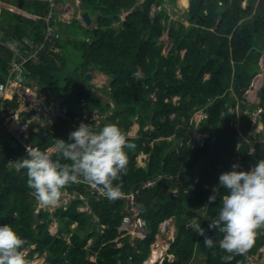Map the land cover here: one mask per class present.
I'll list each match as a JSON object with an SVG mask.
<instances>
[{"label":"trees","instance_id":"obj_1","mask_svg":"<svg viewBox=\"0 0 264 264\" xmlns=\"http://www.w3.org/2000/svg\"><path fill=\"white\" fill-rule=\"evenodd\" d=\"M85 1L99 13V26L89 30L77 21L65 24L66 41L45 39L47 1L16 0L32 15L41 16L38 20L3 11L0 80H7L11 64L19 59L5 45L7 39L22 42L25 57L38 50V59L25 64V77L46 91L50 103L67 111L66 118L57 120L52 131L44 133L40 123L31 131L34 147L41 150L53 146L56 139L72 142V122L84 101L90 111L99 110L103 115L111 111L93 128L95 131L117 124L128 133L137 119L140 135L129 138L136 148L127 150L128 171L122 177V192L139 191L135 205L149 231L144 240L126 237L118 246L115 239L127 213L125 201L98 198L85 185L72 184L67 188L87 197L92 213L79 212L83 201H73L68 209L56 211L59 230L57 235L51 234L52 215L43 211L35 214L36 200L26 186V170L17 173L9 166L13 157L25 158L27 152L2 128L1 114L0 225L17 229L26 240L25 249L36 245L29 258L47 253L44 264H144L160 225L175 217L176 235L169 250L174 259L167 258L162 264H250L249 258L264 246L259 238L262 233L246 256L234 255L230 262L224 261L221 257L229 254L219 247L222 234L209 228L208 218L218 215L226 194V189L219 187V176L233 170V164L240 165L238 171H248L264 159V141L250 135L252 123L244 113L245 102L252 103L248 108L261 107L264 111V0H247V7L242 5L244 0H171L189 17L192 26L188 28L182 22L165 25V13L151 16L152 6L162 0ZM130 11L122 21V12ZM156 27L171 36V48L159 43L162 32ZM56 46L61 52H56ZM91 67L111 78V89L103 90L110 95L109 102L104 103L103 97L86 85ZM139 70L143 78L136 76ZM153 92L155 99L149 97ZM253 97L259 99L254 104ZM11 99L5 104L6 110L19 106L18 96ZM231 108H238L239 114L224 118ZM199 111L207 115L198 126L205 135L202 144L189 139L196 129L191 119ZM148 122L153 130H145ZM139 153L150 156L146 170L136 166ZM52 158L57 159L55 153ZM159 174L167 177L154 187H145ZM214 188L219 192L214 193ZM214 194L216 200L209 203V196ZM194 216L205 235L213 239V248L204 245L205 236L193 231ZM93 217L99 221L92 222ZM64 235H71L70 242ZM89 240H93L90 246Z\"/></svg>","mask_w":264,"mask_h":264},{"label":"clouds","instance_id":"obj_2","mask_svg":"<svg viewBox=\"0 0 264 264\" xmlns=\"http://www.w3.org/2000/svg\"><path fill=\"white\" fill-rule=\"evenodd\" d=\"M153 7L154 5L152 9ZM156 28L158 30L160 27ZM159 32H162V29ZM168 44L171 48V36L168 39ZM164 45L166 47L167 44ZM69 141L72 142L56 139L54 146L46 150L27 146V156L14 162L17 173L26 170V186L31 189V194L36 200V215L43 211L49 212L53 216L58 209H68L71 203L76 200H82L81 206H83L84 200L81 196L87 201L88 198L76 190L67 188L72 184H83L88 190L91 185L102 195L98 198L103 197L110 201L118 200L123 195L122 177L127 175L128 171L127 150L134 151L136 148V145L130 142L128 133L117 124H106L101 130L95 131L92 125L81 123L77 130L70 133ZM52 153H55L57 159L52 158ZM9 166L13 168L10 163ZM239 167V164H233V170L223 172L219 176V187L226 189V194L222 196L218 215L208 218L210 220L209 228L217 229L222 234L219 247L229 254L221 259L229 262L234 255L246 256L254 246L257 235L264 233V159H260L248 171H238ZM213 192L218 193L219 188H214ZM74 194H76V198L70 200L66 207H58L61 206L65 198ZM216 198L215 194L209 196V203L214 202ZM40 206L51 208V210L41 209L37 213ZM79 208L78 211L81 212ZM191 227L196 233L205 236L204 245L207 248L214 247L213 239L205 235V229L201 227L197 216L193 217ZM169 230L166 220L160 225L159 231L163 236L169 238V242L160 241L159 238L157 241L156 237L153 246L156 244L157 250L162 248L163 243L169 245L166 251L170 250L171 243L175 238L169 235ZM128 237L132 241L135 239L131 236ZM145 237L137 236L136 238L144 240ZM121 239L123 238H120L118 232V237L115 239L118 246L123 244ZM25 244L26 240L17 229L9 224L0 225V264H33L36 262L28 256L31 250L36 248V245L25 249ZM153 250L144 264L150 260ZM46 255L47 253L42 255L43 264L46 261ZM34 256L38 258L40 254ZM163 256L164 254L151 264H157ZM167 258L170 261L174 259L171 254L165 259Z\"/></svg>","mask_w":264,"mask_h":264},{"label":"rangeland","instance_id":"obj_3","mask_svg":"<svg viewBox=\"0 0 264 264\" xmlns=\"http://www.w3.org/2000/svg\"><path fill=\"white\" fill-rule=\"evenodd\" d=\"M158 0H156L157 3ZM243 6L247 7L248 6V1L244 0L243 1ZM151 15L152 17H155L156 15L159 14H164L163 16V23L166 25L168 23H172L174 22V24L176 26L179 25V23H183L187 28L192 26V22L190 21L189 17L186 18V13L184 11H182L176 4V2H172L171 0H162V3L160 5H154L153 9H152ZM130 12H122L121 14V18L122 21H124L128 14ZM169 17V19H168ZM60 25V23H59ZM117 27L121 26L120 23L116 24ZM62 30L65 32V26L63 24H61ZM75 33L77 34V31L75 30ZM167 31H164L159 39V43L160 44H167L166 48L169 49L170 45L168 44V39L170 38V36H167ZM173 44V40L171 39V46ZM13 48L15 47L14 44ZM165 46V45H164ZM11 47V46H10ZM12 49V48H11ZM186 53V50L181 52V57H184ZM93 79L92 80H87L86 81V85L88 87L91 88L92 91L97 92L100 96L103 97V102L105 103L106 101L109 102L111 99L110 95L106 92H104V89H111V78L98 71L97 69L93 71ZM136 76L138 78H143V73L139 70L136 73ZM209 75H205L204 79H208ZM28 82H30L31 87L33 85L36 86L35 88H31L33 94L35 93V102H33V113H37L38 116H40V120L36 121L37 123H40L43 127L44 133H48L50 131L53 130L54 128V124L57 122V120H60L62 118H66V109H61L59 108V105L57 103L54 102H49L48 99V95L46 93V91L42 90L41 87H39L38 85H36V82L31 81L29 79H27ZM28 87V86H27ZM32 97L33 94L29 93ZM25 97L27 98L28 95H25ZM149 97L152 99H155L156 93L153 92L152 94H149ZM179 98L175 97L174 101H178ZM259 99L257 97H253L251 99V102L256 103ZM30 102V101H29ZM32 103V102H30ZM246 104V110H245V114H249L250 119L249 121L252 123L251 129H250V135L256 140V141H264V120H263V110L259 109V108H248L250 107V105H252V103L248 104L247 102H245ZM30 105V106H31ZM112 105L114 106V104L112 103ZM239 107V105L237 106ZM230 113H237L239 114L238 108H231ZM229 113V114H230ZM111 114V111H108L106 114H100L99 110H94V111H90L87 106L85 101L81 104V106H79L76 110V117L72 122V131H75L78 129L79 125L81 123H85V124H89L92 125V127L94 128L95 126L99 125L103 120H105L107 118V115ZM207 115L203 112V111H199L198 113L194 114V116L191 119V123L194 124L195 128L190 136L189 139L191 141H196L199 144H202L204 142L205 139V135L201 132V130L198 128L199 124L201 123V121L206 118ZM239 119V118H238ZM36 124H35V128H36ZM239 124V122L237 123V125ZM133 127H136L137 130H133ZM153 126L151 124V122H148L147 127L145 128V130H153ZM129 138H137L140 135V125L137 121V119H134L132 122V125L130 127V130L128 132ZM35 139V138H34ZM160 140V139H159ZM159 140H155V141H159ZM154 141V142H155ZM54 146V145H53ZM255 149L252 148L251 149V153H254ZM141 154L139 153L136 157V166L137 168H144L145 170L148 168V164H149V160H150V156L149 154ZM177 193V191H175ZM135 195H137V192H134ZM92 196L98 197L99 194H94L93 192L91 193ZM176 196V195H174ZM178 198V197H177ZM127 202H129L128 200H126ZM125 201V204H127V202ZM55 214V213H54ZM53 216H51V218H53V222L51 223V226L49 228L51 234L53 235H57L58 234V230H59V224L57 222V217L56 214ZM99 218L97 217H93L92 218V222H98ZM167 224L169 229L171 230V232L169 233V235L172 236V238H175L176 235V229H177V225H176V218L173 217L171 219L167 220ZM77 224H74L73 227H75ZM64 237L66 238V240L68 242H70V238L71 235H64ZM157 237V241L158 238L160 239V241H165V242H169V238L166 236H163V234L159 231V234ZM93 240H89L88 242V246L92 245ZM157 243V242H156ZM166 244V243H163ZM156 245V244H155ZM155 245H152V249H154L153 251H157L158 248H155ZM159 247H161L159 245ZM169 247V245H168ZM156 249V250H155ZM161 249H166L165 247L162 246ZM160 249V250H161ZM169 255V251L164 252V256L160 258V261L157 262V264H160L161 261L163 259H165L166 257H168ZM32 261H36L33 262L34 264H43V258L42 255H40L38 258L33 256ZM249 263L250 264H264V246H262V248L259 249V252L257 254L252 255L249 258ZM145 264H151L149 261H147Z\"/></svg>","mask_w":264,"mask_h":264},{"label":"built area","instance_id":"obj_4","mask_svg":"<svg viewBox=\"0 0 264 264\" xmlns=\"http://www.w3.org/2000/svg\"><path fill=\"white\" fill-rule=\"evenodd\" d=\"M48 4V11L44 18L47 24V35L45 36L46 41L51 40L52 38H60L61 33L57 29V24L64 23L69 20L68 13L61 9L60 0H46ZM15 47L13 48V45ZM8 43L7 46H11L12 50L17 53L19 59L15 60L11 67L9 68V75L6 81L0 80V114L2 115V128L6 129L10 136L14 137L20 144L21 147L26 151L27 146H33L32 143V134L31 131L35 129L36 121L40 120V116L37 113L31 114L33 112L32 107L33 102L35 101V93L33 94L31 88H35L33 85L31 87L30 82H28L27 78L24 74L25 64L29 61H36L38 59V50L31 51V53L25 57L22 53V49L26 47L22 42L15 41L14 43ZM32 47V46H31ZM43 48V45L40 49ZM39 49V50H40ZM27 52V51H26ZM28 86V87H27ZM29 93H32L34 97H32ZM25 95H28L26 98ZM14 96H18L19 106L15 109L6 110L5 104L9 99H13ZM11 99V100H12ZM32 103H30V102ZM31 105V106H30ZM53 146L49 147L52 148ZM48 148V149H49ZM27 152V151H26ZM53 154V153H52ZM20 159L19 157H13L10 165L15 168L14 162ZM167 177V175H158L156 180H148L145 183V187H154L159 181ZM91 193L99 194L102 196L100 192L93 188L91 185L89 187ZM139 191H131L130 193L123 192V195L118 200H128L126 204V215L123 216L122 222L117 227L120 238L131 236L136 238L137 236L140 238H144L145 234L148 231V226L146 220L141 216L138 208L135 205V193ZM76 198V194L67 197L63 200L61 206L58 207H66L69 204V201ZM84 200V205L79 208L81 212L91 213L92 210L90 208L89 202L81 196ZM43 209L51 210V208L39 207L37 213Z\"/></svg>","mask_w":264,"mask_h":264},{"label":"crops","instance_id":"obj_5","mask_svg":"<svg viewBox=\"0 0 264 264\" xmlns=\"http://www.w3.org/2000/svg\"><path fill=\"white\" fill-rule=\"evenodd\" d=\"M29 1H39V2H45L46 0H29ZM60 7L61 9H64L68 15H69V20L67 22L64 23H60V25L58 24V26L60 27V33L61 36L62 34H65V40L66 41L68 39V34H66L61 27V24L65 25V24H72L74 21H77L79 25L89 29V30H93L96 29L99 26V22H98V17H99V13L98 12H94L92 11L86 4L85 0H60ZM3 11H11V12H18L20 13L22 18H33L35 20L41 19V16H37V15H32L31 13H29L23 6V3H16V0H0V16L3 13ZM84 12H87L92 20V24L91 25H87L83 19H82V14ZM47 14V12H46ZM1 20H3L2 17H0V22ZM27 24V22H26ZM28 25V24H27ZM47 27V24H46ZM59 31V30H58ZM47 35V28L45 31V36ZM70 35V34H69ZM84 39V38H83ZM85 40L90 41L89 38H86ZM15 41H10V39L6 40L5 45L7 46L8 43H14ZM8 48H11L9 46H7ZM56 52H61V49L56 46L55 48ZM35 247V246H33ZM28 251V250H27ZM26 251V252H27Z\"/></svg>","mask_w":264,"mask_h":264},{"label":"water","instance_id":"obj_6","mask_svg":"<svg viewBox=\"0 0 264 264\" xmlns=\"http://www.w3.org/2000/svg\"><path fill=\"white\" fill-rule=\"evenodd\" d=\"M82 19H83V21H84L87 25H91V24H92V20H91L89 14H88L87 12H84V13L82 14ZM57 29L60 30V27L57 26ZM158 30L161 31L160 28H158ZM65 37H66L65 34H62V36H61L60 39H61V40H65ZM94 70H96L95 67H91V68H90V71H89V72L87 73V75H86L87 80H92V79H93V75H94V74H93V71H94ZM229 113H230V111L227 110V111L224 113V118H226V117L229 115ZM259 147H260V143H258L257 146H256L257 150L259 149ZM8 179H9V173L5 175L4 183H6V182L8 181ZM31 195H32V194H31ZM32 197H33V196H32ZM259 238H260L261 241L264 242V235H263V233L260 234Z\"/></svg>","mask_w":264,"mask_h":264},{"label":"bare ground","instance_id":"obj_7","mask_svg":"<svg viewBox=\"0 0 264 264\" xmlns=\"http://www.w3.org/2000/svg\"><path fill=\"white\" fill-rule=\"evenodd\" d=\"M133 130H137V128L136 127H133ZM170 232H171V230H169V233ZM163 247H165L166 249H161V250L153 251V254L150 257V260H148L150 263L156 262L157 259L164 254V252L168 249V244L167 243L166 244H163Z\"/></svg>","mask_w":264,"mask_h":264}]
</instances>
